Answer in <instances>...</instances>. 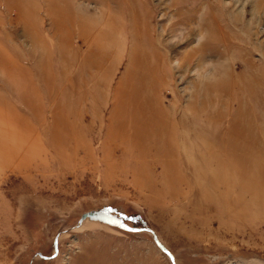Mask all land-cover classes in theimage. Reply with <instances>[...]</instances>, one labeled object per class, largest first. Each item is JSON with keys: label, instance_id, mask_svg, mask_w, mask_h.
Returning a JSON list of instances; mask_svg holds the SVG:
<instances>
[{"label": "rangeland", "instance_id": "1", "mask_svg": "<svg viewBox=\"0 0 264 264\" xmlns=\"http://www.w3.org/2000/svg\"><path fill=\"white\" fill-rule=\"evenodd\" d=\"M200 1L131 0L133 36L129 0H0V264H264V0H216L183 43ZM146 35L181 112L140 94L125 129Z\"/></svg>", "mask_w": 264, "mask_h": 264}, {"label": "bare ground", "instance_id": "2", "mask_svg": "<svg viewBox=\"0 0 264 264\" xmlns=\"http://www.w3.org/2000/svg\"><path fill=\"white\" fill-rule=\"evenodd\" d=\"M130 1L131 0H129L128 8H130V13H132L133 6L130 5ZM204 2H205V0H201L200 4H202ZM215 3H216V0L206 1V6H208V9H207L208 11L204 12V15L207 14V16L203 17V19H201V20H197V18H196L195 23L193 22L194 25H191L192 24L191 22L194 20L192 17H190V19L186 21L187 32L184 34L183 43L186 41H189L193 35H198L199 33L202 32L203 29L205 30L206 28H208L211 32L215 31L217 33V6H215ZM126 4H127V1L125 2V10L127 9ZM193 10L194 9H192V11ZM126 12L128 13V11H126ZM128 16H129L130 20H132V22H133V36H135L136 28H137L136 24H135L136 16L133 13L132 14L128 13ZM207 22L209 24H207ZM213 23L215 25H213ZM141 29L142 30L145 29L144 23L142 24ZM216 36L217 35H213V37L216 38L215 39L216 43L214 42L213 44H211V43L208 44V48L210 50V53L213 55V57L217 56V37ZM131 38H132V45L128 48V53H127L128 63H127V66L125 65L126 66L125 75H123V78L120 80V82H121L120 85L122 86L121 100L123 102L122 103L123 104V107H122L123 121L126 125L125 129L129 123L130 119H132V120L135 119L134 117H130L128 114V112H129V108H128L129 104L128 103L131 100V97L140 96V94H141V97L144 99V101L148 104L147 106H149V107L151 105L154 106L155 110H154V114H152V115H154L155 117H158V118L160 116H162L161 118H169V121L168 120L167 121L170 122V124H171L173 120L175 121V116H173V114H174V112L176 113L177 111L174 110V106H169V108L171 107L169 109L168 107H165L164 105L161 104V99H159V97H156V89H157L156 87L158 85L156 83L155 90L152 91V85H153L152 84V78L147 76L148 71H150L152 69L154 70V68H156L157 70H159V72H161L159 77H158V80H160L161 77H163L162 79H165L166 77H168V73L166 71L167 67L169 66V63L168 64L166 63V62H168V55L166 58L165 57L166 51H165V53L156 51V49H155L154 45L152 44L151 39L148 35L145 36L144 44H138L133 37H131ZM156 41L158 42V45H159L158 39H156ZM148 48H151L153 50V53H154V63H151V65H149L148 57H149L150 53L148 52ZM200 55H202V53ZM197 65L199 66V62ZM142 71H144L146 73V76L144 77L145 83L143 86H141V84H142L141 72ZM137 83L142 87L141 90L135 86ZM131 88H132V90H130ZM116 93H115V96L117 95ZM180 112L181 111H178L177 113H180ZM166 127H168V126L166 125ZM147 128H148V126H147ZM168 129H170V127H168ZM134 130L138 131L141 129L138 127L137 124H135ZM144 131H147V130H144ZM140 144L143 145L144 143H140Z\"/></svg>", "mask_w": 264, "mask_h": 264}]
</instances>
